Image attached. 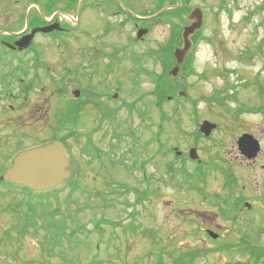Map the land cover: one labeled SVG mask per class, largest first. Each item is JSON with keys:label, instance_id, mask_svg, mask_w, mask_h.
<instances>
[{"label": "rangeland", "instance_id": "obj_1", "mask_svg": "<svg viewBox=\"0 0 264 264\" xmlns=\"http://www.w3.org/2000/svg\"><path fill=\"white\" fill-rule=\"evenodd\" d=\"M262 4V0L226 2V12L221 15L216 35H212L213 28L210 27L206 32L209 38L200 40L194 49L195 73L188 78L186 74H179L178 78L172 76L177 79L178 92H184L186 96L164 104L169 121L164 123L163 130L161 127L159 137L167 148L178 149L188 157L194 141L193 133L198 129L194 120L201 123L208 119L219 124L222 131L218 137L224 142L220 154L233 166L232 171L240 180L236 191L226 188L224 175L219 171L209 172L205 183L193 178L186 184L182 173L184 169L175 176L169 175L167 168L170 164L173 169L185 168L189 173H193L196 166L191 161L181 166L182 159H175L171 153L165 155L160 143L152 140L158 127L157 112L151 113L150 120L145 122L137 116L134 122L129 121L132 122L129 128L140 134L144 149L136 148L127 139L116 146L117 156L123 157L128 169L117 166L109 170L91 165L86 162V156L88 159L90 156L86 151V154L83 153L85 162L78 169L76 159L80 157L79 148L83 151L86 145L81 139L80 147L74 138L68 140L71 183H62L56 192L51 190L36 194L27 193L20 187L0 186V264H65L63 259L48 251L49 245H60L54 248L55 253L63 252L77 264H89L96 255L98 260L107 264H173V255L186 252L199 253L195 264H264V259L256 263L249 249L237 247L244 245L243 241L247 239L264 251V213L257 212L255 207L252 212H247L243 202L240 204V194H245L242 185L251 183L258 191L261 183L264 185V179L256 166L241 165L237 148V141L244 131L262 128L260 133L264 135V112L251 113L249 110L235 120L231 116L242 104L250 109L264 107V91L262 93L258 85L264 89ZM165 29L164 25L155 27L153 38L162 39ZM152 45L144 44L139 49L145 50ZM249 52H254V55ZM54 61L50 60L51 63ZM53 66L58 69V64ZM156 73L157 76L162 74L160 71ZM53 74L57 76V73ZM145 76L140 93H132L130 85V93L127 91L125 96L126 101L128 99L127 102L131 103L144 94L146 110L148 102H155L150 93L154 95L156 84L152 83L150 74ZM53 89V86L49 87V90ZM68 94L71 96V92ZM215 96L223 102L214 100ZM56 98L50 97L41 112L37 108L38 97L33 98V105L22 107L23 99L18 103L0 99L1 164L10 166L13 156L19 151L18 146L22 150L51 141L50 132L55 128L54 123L56 126L59 124V101ZM11 106L16 109L12 110ZM121 114L125 116L121 117ZM126 116L124 107L118 120H129ZM66 129L67 132L74 131L69 123ZM209 145L211 143L203 141L198 144L202 159L208 156ZM136 152L141 153L140 165L141 161H145V172H132L129 168L134 165L132 158H135L133 154ZM9 154L12 158L6 161ZM261 163L264 164V159L259 165ZM114 181L121 182L124 188L121 190L113 185ZM191 184H199L203 188L202 193L192 191ZM154 190H157L155 194ZM146 191L149 192L148 197L139 203ZM215 195L216 199L229 198L231 203H239L242 215L236 219L231 218L234 216L231 214L224 218L220 208L226 206L221 201L215 202ZM236 196L239 201H236ZM27 197L33 198V204L37 201L47 207L50 205L48 209L53 211L51 228L45 218L37 217L33 227L22 235L23 211L21 208L16 211V205L25 203ZM250 199L249 203L254 206ZM259 208L261 206L257 210ZM39 213L43 214L42 209ZM106 221L113 225L105 224ZM134 226L138 227L137 232L130 230ZM208 231L220 233L222 237L212 239Z\"/></svg>", "mask_w": 264, "mask_h": 264}, {"label": "flooded vegetation", "instance_id": "obj_2", "mask_svg": "<svg viewBox=\"0 0 264 264\" xmlns=\"http://www.w3.org/2000/svg\"><path fill=\"white\" fill-rule=\"evenodd\" d=\"M227 1L230 0H0V99L10 103H18L23 99L22 107L33 105V98L38 97L37 108L41 112L50 97H57L59 124L56 126L54 123L55 128L51 130L50 136L62 139L69 150L68 140L76 138L80 147L81 139L85 141L86 148L83 151L79 148L80 157L76 159L78 169L85 162V151L90 155L89 159L86 156V162L91 165L109 170L117 166L128 169L123 157L117 156L116 146L127 139L136 148L144 149L140 134L129 128L137 116L145 122L150 120L151 113L157 112L158 127L153 141L162 146L159 138L161 114L158 91L154 95L150 93L155 103L153 105V101L148 102L145 110L144 94H140L131 103L127 102L128 99L126 101L125 93H130L129 86L132 93L139 94L146 74L163 71V56L169 57L167 65L172 72L177 67L175 52L183 46L184 29L201 20V28L189 38L191 49L179 72L194 74L196 42L209 38L206 32L210 27L213 28L212 35H216L221 15L226 12ZM262 2L264 11V0ZM159 25L167 27L163 40L153 38L154 28ZM43 29L52 30L43 32ZM33 32L30 44L26 48H19L17 43ZM144 44L153 45L145 50L139 49ZM249 53L254 55V52ZM51 59L55 61L51 63ZM55 64H58V69L53 66ZM53 73H57V76ZM258 85L263 93V87ZM51 86L54 87L53 91L49 90ZM124 107L128 122L118 120ZM11 108L16 109L13 106ZM249 110L251 113L264 112V107L250 109L242 104L237 113L231 116L235 120ZM123 116L125 114H121ZM67 123L72 124L74 131L67 132ZM211 123L217 128L210 137L206 138L194 131V141L189 149L199 151L198 144L201 141L211 143L212 146L209 145L210 149L207 150L208 156L201 162L191 163L196 168L202 166L203 173L204 170L209 173L210 166L216 165V171L213 172L219 171L224 178L226 175L231 176L225 178L224 185L234 192L240 180L232 171L233 166L220 154L224 144L218 137L222 131L220 125ZM200 124L197 123V128ZM261 131L262 128L242 132L237 148L241 165H252V168L256 166L261 171L260 177L264 179V164L259 165L264 159V135H261ZM245 135L259 143V152L252 159L239 148V141ZM140 154H133L134 165L129 167L132 172H145V161H141V165L138 161ZM188 162L190 160L185 156L181 166ZM112 184L123 185L117 181ZM242 190L245 194H240V204L243 202L245 210L252 212L255 207L257 212L264 213L263 183L259 186V194L251 183L242 185ZM249 199L254 206L249 203ZM236 201H239L238 196ZM258 206H261L259 210ZM233 207L228 209L231 215L235 214ZM238 208L236 217L242 215V209L240 206ZM217 235L220 238V233Z\"/></svg>", "mask_w": 264, "mask_h": 264}, {"label": "water", "instance_id": "obj_3", "mask_svg": "<svg viewBox=\"0 0 264 264\" xmlns=\"http://www.w3.org/2000/svg\"><path fill=\"white\" fill-rule=\"evenodd\" d=\"M202 26L201 20L195 22L192 26L186 27L183 32L184 47L177 49L175 56L178 64L183 63L187 53L191 49L190 36ZM52 29H43L44 32H50ZM32 34L24 38L17 45L24 48L29 44ZM179 72L177 66L172 74L176 76ZM185 95L184 93H181ZM216 128L215 124L208 121L203 122L200 131L209 137ZM241 152L252 159L259 152V143L250 136H243L239 141ZM180 154V153H178ZM192 160H199L196 149L190 151ZM71 173L68 169V155L63 144L59 141H53L45 145L34 147L18 153L12 163V167L7 170L2 179L19 186H23L36 192H47L58 188L64 181L69 180ZM211 236H216L210 232Z\"/></svg>", "mask_w": 264, "mask_h": 264}, {"label": "trees", "instance_id": "obj_4", "mask_svg": "<svg viewBox=\"0 0 264 264\" xmlns=\"http://www.w3.org/2000/svg\"><path fill=\"white\" fill-rule=\"evenodd\" d=\"M178 44L180 45L181 44V40L178 41ZM161 61L164 63V69L162 71V74L160 76H157L156 74H153L151 76L152 78V81L156 84V90H155V93L158 91L159 93V100H160V109H161V114H162V130H163V126H164V123L169 121V116L167 115V113L164 111V104L167 103V101H170L169 98L171 97L172 100H175V99H178V98H181L179 95H178V90H179V87L178 85L176 84V78L172 77L171 74H170V67L167 65V62L169 61V57H162L161 58ZM187 75V73H185ZM188 100L189 98L186 97ZM186 99V100H187ZM214 100H217L219 101L220 100V97H217L215 96L213 98ZM223 102V100H222ZM155 103V102H154ZM153 103V105H154ZM222 105H225V104H222ZM196 122V120H195ZM179 126V124H178ZM22 147H19L17 148V150H20ZM167 151L169 153L172 152V149L168 148ZM166 151V152H167ZM12 154V153H11ZM11 154H9L10 156H7L5 158L6 161L10 160L12 158ZM216 165H211L210 167V172H213V171H216V168H215ZM7 166L5 164H1V161H0V185L2 184H5V185H9V186H13L12 184H7L5 183L4 181H2L1 179V175L5 172ZM182 169H184V172L183 173V176L185 177V183H189V181L193 178H196L198 181H201L202 183H205L206 182V179H207V175H208V172H205L204 170V173H203V170H202V166L198 167L195 169V171L193 173H188L186 172L185 168H181V169H173L171 166L168 168V174L171 175V176H175L177 175V173L180 171H182ZM214 169V170H213ZM212 170V171H211ZM226 177L230 178L231 176L229 175H226ZM225 177V178H226ZM71 183V182H69ZM73 184V183H72ZM190 188L192 189V191H196V192H199L200 194L202 193V189L201 186L198 184V185H193L191 184ZM27 193H30V194H36L34 193L33 191H30L28 189H25L23 188ZM75 190V187H73V191ZM57 190H55L54 192H56ZM142 197L140 198V200H138V202L140 203L141 201L145 200L148 195H149V192H144L142 193ZM206 195H204L205 197ZM215 198V202L217 201H221L223 202L224 205H226V208H220L221 211L223 212V215H224V218L225 215L229 216L230 213L228 212V209L230 206H234L233 209L235 210V214L236 212L238 211V207H239V203H231L230 199L227 198L226 199H219L217 198L216 199V195L214 196ZM28 199L26 200V202H20L19 204L22 205V207L19 205V204H14L16 205V211L18 209L21 208V210L23 211V225H24V228L22 230V235L26 234L27 230L29 227H33V221L37 218V217H42L41 219H46V221L48 222L47 225L49 228H51V224L53 223V214L52 212L53 211H50L48 208L50 207V205L48 204V207L41 203L40 202H35V204H33V198L32 197H27ZM213 203V202H212ZM39 209H42L43 211V214L42 213H39ZM235 214H232L234 215L233 219H236L237 217L235 216ZM105 224H108V225H113V223H111L110 221H106ZM58 226L60 227V225L58 224ZM138 227L137 226H134L132 227L130 230H132V232H137L138 230ZM128 228L125 230V232H127ZM244 244H249V245H237V247L239 248H245L246 250L249 249L250 251V254L252 257H254V260L255 262H259V260H262L264 259V251H260L258 249L257 246L253 245L252 242H250L249 240L245 239V241H243ZM251 243V245H250ZM60 245H49L50 248H48V251L50 253H52L54 256L56 257H60L61 259H63L65 261V264H77L75 263L74 260H70L68 259L66 256H65V253L63 252H60V253H55V247H59ZM76 246H79V245H76ZM232 247H234V245H231ZM229 248V246L227 247ZM69 249H73V247H69ZM47 251V253H49ZM64 251V250H63ZM74 251V250H73ZM198 252H186V253H182V254H178V255H173L172 256V259H173V264H195V259L198 258ZM200 258H203V257H200ZM43 264H47L46 262H44ZM78 264H82V263H78ZM89 264H107L105 261L103 260H98V256L96 255L92 262L89 263Z\"/></svg>", "mask_w": 264, "mask_h": 264}]
</instances>
